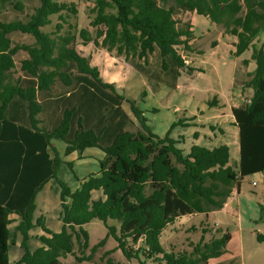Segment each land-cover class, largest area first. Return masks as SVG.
Returning a JSON list of instances; mask_svg holds the SVG:
<instances>
[{
  "label": "trees",
  "instance_id": "1",
  "mask_svg": "<svg viewBox=\"0 0 264 264\" xmlns=\"http://www.w3.org/2000/svg\"><path fill=\"white\" fill-rule=\"evenodd\" d=\"M79 1L0 0V264H12L17 235L24 253L13 264H208L226 253L229 230L213 231L203 219L201 236L184 248H165L161 238L178 218L208 217L245 177L264 174V44L255 42L264 34V0H86L83 27ZM188 11L237 31V56L253 47L243 64L255 62V69L233 85L251 93L230 115L202 122L188 114L162 134L148 115L159 108L142 107L106 81L78 42L123 57L152 94L169 88L184 108L192 101L204 113L200 107L214 108L216 99L201 103L178 90L183 73L197 70L181 52L193 34L182 19ZM178 126L189 129L174 135ZM88 148L104 152L100 169L83 178L75 173L73 190L59 176L61 166L74 171L66 158L74 152L86 158ZM52 179L60 192L59 231L35 215L37 196ZM93 219L104 222L107 234L91 246L84 225ZM36 227L44 233L32 249ZM110 237L117 246L94 260ZM116 250L125 261L112 257Z\"/></svg>",
  "mask_w": 264,
  "mask_h": 264
},
{
  "label": "rangeland",
  "instance_id": "2",
  "mask_svg": "<svg viewBox=\"0 0 264 264\" xmlns=\"http://www.w3.org/2000/svg\"><path fill=\"white\" fill-rule=\"evenodd\" d=\"M11 1H23L25 4L31 2V0ZM89 3L90 2L86 0L79 1L80 16L78 17V22L81 27L89 24ZM182 19L190 26H199L196 27V36L191 31L193 34L187 37L185 45L181 47L182 54L188 61L190 60L189 63L197 70L193 71L192 74L184 72L182 77H180V86L178 90H183L185 93L184 95L187 97L194 96L195 98H201L202 100L198 99L201 103L206 100H211L214 96H227L233 98L232 100L236 104L242 103L245 96L250 94L251 91H243L241 85L235 87L233 85L236 80L241 83L243 79H247L246 73L255 69V62H252L248 67L243 64L244 59H249L251 57L253 47L245 51L242 55L237 56V31L230 33L222 28V26L212 21L208 15H197L196 12L185 13ZM74 20L76 21L77 18H74ZM236 38L237 40L235 41ZM255 42L258 46L264 44V34L260 35ZM78 48L82 54L91 56L92 62L101 69L105 80L121 85L120 88H122L120 92L122 94L136 100L144 108H159V112L148 114L150 124L153 127L156 126L157 131L161 132L166 126L168 129L174 121L178 120L180 117H184V106L174 100L183 101L184 99H182L181 96H175L174 90L164 87L160 93L152 94L148 84L143 80L140 82V79H142L141 75L134 72L131 65L125 61L123 57L114 56L94 43L83 46L78 42ZM195 51H197L199 55L195 54ZM236 70L240 72L236 74ZM145 87L148 89L146 96L143 95ZM237 94L240 96V99L236 98ZM142 97L145 98V103L141 102ZM219 101L223 100L220 99ZM200 108L204 113L199 112L200 114L197 119L202 122L215 119L213 117L217 113L215 108H208L206 105ZM188 129L189 128L178 126L173 129V134L176 135ZM54 142H57L62 148L65 146L62 141L56 140ZM98 167L97 162L90 159L78 161L76 167H74V171L70 169L67 163H64L61 166L59 176L74 190L79 184L77 177H85L91 172H94V170L97 171ZM254 182H256V184H254ZM242 195L243 199L245 197L254 201V203L264 206V174L259 173L245 177L242 182ZM37 204L38 209L35 213L36 217L44 214L48 228L54 231L61 230V202L56 179H52L47 183L44 189L38 194ZM262 215L263 216L257 221L250 219L248 214L245 215V217H238L237 215L227 214L222 211L212 216L213 218L211 220L205 217L201 218L198 215L187 216L178 219L175 224L170 225L162 235L161 242L165 248H169L170 243L178 245L179 248H184L188 244V239L196 241L201 236L203 229L201 221L203 219L209 220L213 222L209 227L213 231H216L217 226L221 224L224 229L228 228L230 233L234 235L228 247L231 252L240 256V261L243 264H264V240L260 241L258 239L259 235H262L264 239V214ZM17 223L18 221L11 225L13 231ZM84 227L90 234L91 246L103 239L107 234V227L104 222L99 219H93L91 222L85 224ZM43 233L42 227H36L32 230V235H34L30 240V247L32 249L42 244L37 236ZM209 236L210 232L208 233V237ZM21 240L22 237L17 235V244H13L10 247V261L12 264L20 259L24 253L20 244ZM116 246V240L110 237L106 244L95 252L94 260H99L107 250L113 249ZM88 252H90V250H88ZM112 257L116 260L125 261V257L121 250H116L112 254ZM65 261L67 263H73L74 259L73 257H68ZM86 264H91V262ZM132 264H139V262L138 260H134Z\"/></svg>",
  "mask_w": 264,
  "mask_h": 264
},
{
  "label": "crops",
  "instance_id": "3",
  "mask_svg": "<svg viewBox=\"0 0 264 264\" xmlns=\"http://www.w3.org/2000/svg\"><path fill=\"white\" fill-rule=\"evenodd\" d=\"M188 12H192V11H188ZM196 14L197 15H204V16H206L205 14H199L197 12H196ZM196 27H199V26H195V25H191L190 26V31H192L194 34L197 31V28ZM195 36H196V34H195ZM236 40H237V38L235 39V41ZM194 53L197 54V55H199L197 51H195ZM251 63H250V65H251ZM94 65H96V64H94ZM100 72H101V75L103 77V73H102L101 69H100ZM109 82H112V81H109ZM179 82H180V80H179ZM120 86L121 85H117V87L119 89L122 88V87L120 88ZM179 86H180V84L178 83V88H179ZM179 91L182 92V93H184L183 90L181 91V89H179ZM189 97H191V96H189ZM192 98H194L196 100L201 99V98H195L194 96ZM230 98L227 97V96L226 97L214 96L212 98V99H216L217 100L216 106L214 107L217 110L216 111L217 113H216V115L213 116L214 118L220 117L223 114L224 115H230L231 114L232 107L233 106H236L238 104L234 103V101L232 100L233 98H231V99ZM236 98L237 99H240V96L237 94ZM220 99L223 100V101H219ZM206 101H208V100H206ZM206 101H203V103H205ZM188 105H189V107L184 108V111H185L184 116L190 114V115H196L197 117H199V114L200 113H197V111H195V108L198 105L196 103H195V105H193V102L192 101H188ZM206 119H207V117H206ZM154 129L157 130V127L155 126ZM166 129H167V126H166V128H164V129L161 130V133H165L166 132ZM83 155L86 158L79 159V153L78 152H74L70 156H68L66 159L73 160L74 161V167H76V164H77L78 161L86 160V159L94 160L95 162H97V164H98L99 167H98V170L97 171L94 170V172H91V173H97L99 171V169H100L99 160L104 157V152L101 149H99V148H88V149H86L84 151ZM80 178H83V177H80ZM78 186H79V184H78ZM221 211L224 212V213H227V214L237 215L238 217H242V216L245 217V215L248 214L249 217H250V219H252L254 221H257L258 219H260V217L263 216L262 214H264V209L262 208V204L259 205L257 203H254V201H251L250 199H247L245 197L243 199V195H242V183H241V185H240L239 188H235L233 190V192L228 197L227 202L225 203V205H224L223 208L218 209V210H214V211L210 212L209 215H208V217H206V218L209 219V220H211L213 218L212 216L216 215L218 212H221ZM197 215L200 216L201 218L204 217L202 214H197ZM188 216H193V215H188ZM185 217H187V216H183V217H180V218H185ZM180 218H178V219H180ZM209 220L207 221L208 223H210V224L213 223V222H210ZM217 224H218V222H217ZM217 227L224 229L221 224H219V226H217ZM224 230H228V228H226ZM31 234H32V231H31ZM259 237H262V235H259L258 236V239H259ZM233 238H234V235H232V238L229 241V243L232 242ZM208 264H243V263L240 261V256L237 255V254H235V253H233V252H231L230 249H229V247L227 246V251H226L225 254H223L220 257L211 258L209 260Z\"/></svg>",
  "mask_w": 264,
  "mask_h": 264
},
{
  "label": "built area",
  "instance_id": "4",
  "mask_svg": "<svg viewBox=\"0 0 264 264\" xmlns=\"http://www.w3.org/2000/svg\"><path fill=\"white\" fill-rule=\"evenodd\" d=\"M254 184H256V182H254Z\"/></svg>",
  "mask_w": 264,
  "mask_h": 264
}]
</instances>
